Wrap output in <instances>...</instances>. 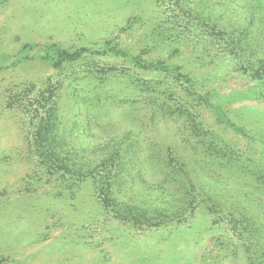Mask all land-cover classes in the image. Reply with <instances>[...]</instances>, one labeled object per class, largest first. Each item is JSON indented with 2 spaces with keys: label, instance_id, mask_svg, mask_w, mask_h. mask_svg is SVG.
I'll return each mask as SVG.
<instances>
[{
  "label": "rangeland",
  "instance_id": "374dc122",
  "mask_svg": "<svg viewBox=\"0 0 264 264\" xmlns=\"http://www.w3.org/2000/svg\"><path fill=\"white\" fill-rule=\"evenodd\" d=\"M180 1L0 0V264H264V101L252 98L253 83L233 71L231 57L215 54V48L205 53L204 40L195 39L204 10L208 17L242 23L253 0ZM189 10L188 31L174 18L185 23ZM80 48L95 54L53 66L57 49ZM138 55L180 65L202 81L199 92H208L215 108L194 111L226 154L207 157L189 149L174 119L145 127L140 137L151 170L158 171L150 181L163 169L155 161L159 150L177 144L183 156L204 160L207 176L216 181L204 182L209 194L182 216L155 210L163 206L159 194L137 190L150 220L133 223L103 206L88 182L69 187L57 182L30 144L39 122L32 110L40 103L48 108L56 101L69 118L85 97L101 90L92 81L98 68L91 70L87 59L116 68L115 86L107 78L101 85L119 103L134 94L132 79L163 80V73L135 68L131 57ZM40 92L52 98L38 103ZM149 109L145 100L126 102L111 110V120L100 121L136 128ZM246 191L259 198L246 200Z\"/></svg>",
  "mask_w": 264,
  "mask_h": 264
},
{
  "label": "trees",
  "instance_id": "16d2710c",
  "mask_svg": "<svg viewBox=\"0 0 264 264\" xmlns=\"http://www.w3.org/2000/svg\"><path fill=\"white\" fill-rule=\"evenodd\" d=\"M175 3L180 5L181 1L175 0ZM251 8L253 10L242 23H231L222 15L208 17V13L202 8L200 10L203 15L197 19L200 37H192L198 42L204 40L205 53L215 48V54L231 57L233 71L241 73L253 83L252 98L264 101V0H253ZM191 14L190 10L186 11L185 23L174 18L175 24H183L189 31L187 23L193 17ZM112 50L110 47L105 52ZM115 53L116 51L113 54ZM86 54L94 55L95 52L86 48L73 51L57 49L52 64L59 68L64 63L77 62L86 57ZM139 56L131 57L133 66L163 73V80L132 79L134 94L119 103V96L103 91L105 85H101L106 83L107 78V83H110L108 85L113 87L116 68L100 67L95 61L86 58V63L95 67L91 70L98 68L100 75L95 73L97 71L93 72L92 81L101 90L92 97H85L77 105V112L69 118L57 108L56 101L48 108L45 103H40L32 110L39 122L34 131V142L30 144V151L36 154L38 163L49 175L55 176L57 182L68 187L74 183L88 182L94 196L103 206L112 208L120 219L133 223L150 220V210L135 196L137 190L145 189L159 194L163 206L160 203L162 207H155V210L162 208L169 210L173 216H182L187 210L203 202L209 194L204 182L216 181L207 176L205 161L195 156H183L179 144L173 147L167 145L159 150L161 155L155 161L163 169L159 170V179L150 181L151 176L156 179L158 171L151 170V158L146 156L147 144L140 137V134H146L143 130L145 127L152 128L161 119H174L178 122L182 135L186 134L183 141L188 142L189 149H198L199 152L206 153L207 157L217 158L226 154L221 140L194 111L201 105L209 109L215 108L209 93L199 92V88L204 87L202 81L183 71L180 65L171 66L163 60L146 62ZM105 74H109V77H105ZM95 78L100 85L97 81L95 83ZM39 97L38 103L48 102L52 95L40 92ZM139 99L145 100L153 110L149 109L141 117L140 125L136 128H122L115 123L100 121L102 118L111 120L110 112L118 104H135ZM242 196L250 201L259 198L256 191H246ZM152 218L156 217L152 215ZM251 220L256 225L255 219ZM151 224L156 223L150 222Z\"/></svg>",
  "mask_w": 264,
  "mask_h": 264
}]
</instances>
